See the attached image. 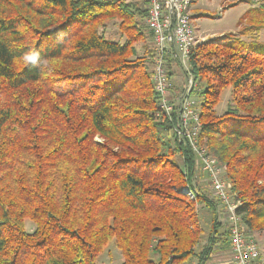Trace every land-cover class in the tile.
Segmentation results:
<instances>
[{"label": "trees", "instance_id": "obj_1", "mask_svg": "<svg viewBox=\"0 0 264 264\" xmlns=\"http://www.w3.org/2000/svg\"><path fill=\"white\" fill-rule=\"evenodd\" d=\"M263 5L189 54L200 143L251 232L264 231V132H249L264 124ZM145 17L141 0H0V264H97L109 242L121 264H206L226 242L216 203L181 192L196 165L160 112ZM115 20L122 43L103 35Z\"/></svg>", "mask_w": 264, "mask_h": 264}, {"label": "built area", "instance_id": "obj_2", "mask_svg": "<svg viewBox=\"0 0 264 264\" xmlns=\"http://www.w3.org/2000/svg\"><path fill=\"white\" fill-rule=\"evenodd\" d=\"M146 8L145 27L151 37V82L158 97V106L165 121L171 126L177 141L187 146L195 165L205 174L211 197L215 198L226 214L228 246L233 264H257L262 251L251 231L242 223L236 209L241 203L231 192L225 168L200 143L201 122L199 110L191 100V90L196 87L189 66L190 50L198 43L196 31L191 26V7L195 0H143ZM170 67L184 70L185 86L175 101L170 95ZM190 200L197 191L185 186L181 189Z\"/></svg>", "mask_w": 264, "mask_h": 264}, {"label": "rangeland", "instance_id": "obj_3", "mask_svg": "<svg viewBox=\"0 0 264 264\" xmlns=\"http://www.w3.org/2000/svg\"><path fill=\"white\" fill-rule=\"evenodd\" d=\"M138 1L140 0H132ZM143 0H141L142 2ZM264 4V0H195L191 7V15L193 16V22L191 26L196 31L198 45L206 40H224L226 35L239 36L240 29L244 25L248 24L247 19L250 16V11L259 9V6ZM264 6V5H263ZM103 35L112 41L122 43L124 38L118 32V21H109L106 24V28L103 29ZM245 40H250L249 37H244ZM253 40L258 43L264 44V29H261ZM149 41L146 40V44ZM137 55L141 56L144 54L143 46L141 43L135 44ZM174 72L171 76V90L170 95L174 98L169 97L171 101H175V98L179 96L185 86L184 70L178 67H173ZM152 75V74H151ZM199 90V87H197ZM231 94L230 88L223 90L219 97V102L214 108V112L217 115L222 114L226 105L230 101ZM191 100L198 107V99L194 95H191ZM241 131L247 132L246 128H240ZM252 135H258L264 132V124L254 130L249 131ZM95 140L101 141L100 138L96 137ZM178 162H181V158H177ZM199 168L196 166L195 173L192 180V187L200 194L216 203L219 210H223L222 206L217 204L218 201L211 197V191L208 184L203 180L205 177L199 172ZM197 212L199 217V223L202 229L201 239L205 241L211 222V211L204 205H197ZM26 230H31V223L29 220H25ZM261 233V232H258ZM255 233L253 237L257 241L258 246L261 250L264 249V232L261 234ZM261 237V238H260ZM199 247V246H198ZM264 257V253L262 258ZM122 258L120 252L114 247L112 242L108 243L104 250L97 257V264H121ZM194 261L193 259L191 260ZM190 262L186 264H192ZM261 261L259 264H262Z\"/></svg>", "mask_w": 264, "mask_h": 264}, {"label": "crops", "instance_id": "obj_4", "mask_svg": "<svg viewBox=\"0 0 264 264\" xmlns=\"http://www.w3.org/2000/svg\"><path fill=\"white\" fill-rule=\"evenodd\" d=\"M143 4H144V2H143ZM144 7H145V4H144ZM149 46L151 49V47H152L151 46V39L149 40ZM199 172H201V170H199ZM202 175L205 177L204 173H202ZM203 180H205V182H206L205 178ZM216 208H217V214H218V221L221 224L220 231H224V230H226V214L224 213V210H219L218 206H216ZM263 232H261V233H263ZM251 233L254 235L255 233H258V232L252 231ZM261 233H258V234H261ZM261 239L264 240V238H261ZM262 242H264V241H262ZM193 260L194 261L193 262L191 261V263L197 264V260L196 259H193ZM259 263L260 262H257V264H259ZM206 264H233L231 254L229 251V246H228V238L226 239V242L216 246L213 254L210 257V260Z\"/></svg>", "mask_w": 264, "mask_h": 264}, {"label": "clouds", "instance_id": "obj_5", "mask_svg": "<svg viewBox=\"0 0 264 264\" xmlns=\"http://www.w3.org/2000/svg\"><path fill=\"white\" fill-rule=\"evenodd\" d=\"M25 62H31L32 64H36L37 55L36 54H26L24 57Z\"/></svg>", "mask_w": 264, "mask_h": 264}]
</instances>
